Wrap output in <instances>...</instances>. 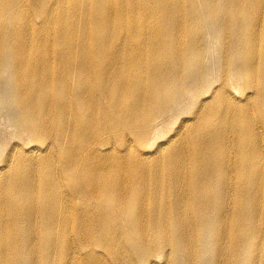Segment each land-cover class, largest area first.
I'll return each instance as SVG.
<instances>
[{
    "label": "bare ground",
    "instance_id": "6f19581e",
    "mask_svg": "<svg viewBox=\"0 0 264 264\" xmlns=\"http://www.w3.org/2000/svg\"><path fill=\"white\" fill-rule=\"evenodd\" d=\"M0 264H264V0H0Z\"/></svg>",
    "mask_w": 264,
    "mask_h": 264
},
{
    "label": "rangeland",
    "instance_id": "374dc122",
    "mask_svg": "<svg viewBox=\"0 0 264 264\" xmlns=\"http://www.w3.org/2000/svg\"><path fill=\"white\" fill-rule=\"evenodd\" d=\"M0 132H3L7 134V137L12 140V136L10 135L12 132V129L7 125L5 121L2 120V117L0 116Z\"/></svg>",
    "mask_w": 264,
    "mask_h": 264
}]
</instances>
